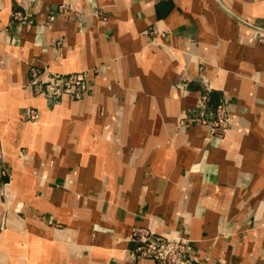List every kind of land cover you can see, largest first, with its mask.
I'll list each match as a JSON object with an SVG mask.
<instances>
[{
    "label": "crops",
    "instance_id": "obj_1",
    "mask_svg": "<svg viewBox=\"0 0 264 264\" xmlns=\"http://www.w3.org/2000/svg\"><path fill=\"white\" fill-rule=\"evenodd\" d=\"M0 161V264H140L136 226L264 264V0H0Z\"/></svg>",
    "mask_w": 264,
    "mask_h": 264
},
{
    "label": "built area",
    "instance_id": "obj_2",
    "mask_svg": "<svg viewBox=\"0 0 264 264\" xmlns=\"http://www.w3.org/2000/svg\"><path fill=\"white\" fill-rule=\"evenodd\" d=\"M45 75V76H44ZM28 88L37 95L59 103L66 97L81 100L88 89V73H49L32 71ZM208 96L204 95L196 108L200 110L197 121L209 129L211 137L223 135L231 127L227 107L222 103L217 111L207 110ZM132 257L140 264L152 261L153 264H190L193 250L188 241L179 237L164 236L144 226H136L132 231Z\"/></svg>",
    "mask_w": 264,
    "mask_h": 264
},
{
    "label": "water",
    "instance_id": "obj_3",
    "mask_svg": "<svg viewBox=\"0 0 264 264\" xmlns=\"http://www.w3.org/2000/svg\"><path fill=\"white\" fill-rule=\"evenodd\" d=\"M0 183L3 185L4 183V178H3V166L2 162L0 161Z\"/></svg>",
    "mask_w": 264,
    "mask_h": 264
}]
</instances>
